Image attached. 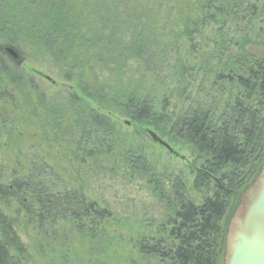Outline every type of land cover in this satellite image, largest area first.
<instances>
[{
  "label": "trees",
  "instance_id": "1",
  "mask_svg": "<svg viewBox=\"0 0 264 264\" xmlns=\"http://www.w3.org/2000/svg\"><path fill=\"white\" fill-rule=\"evenodd\" d=\"M249 12L244 0H0V44L20 47L62 82L61 100L48 102L30 90L31 78L6 64L0 47V140H7L1 146H25L16 136L20 123L39 135L25 153L26 179L15 169L11 181L0 182V264H33L3 211L10 201L38 230L55 226L59 216L79 230L86 225L82 247L68 249L81 264L108 258L114 232L132 234L133 250L154 264L224 262L227 226L264 169V61L233 36ZM121 119L133 135L119 133ZM147 130L196 158L193 186L205 192L199 204L181 181H163L136 143ZM38 145L65 151L78 170L117 184L139 177L166 202L163 221L154 227L128 206L120 215L116 205L85 202L76 191L47 197L36 190L32 168L37 156L42 160Z\"/></svg>",
  "mask_w": 264,
  "mask_h": 264
},
{
  "label": "rangeland",
  "instance_id": "2",
  "mask_svg": "<svg viewBox=\"0 0 264 264\" xmlns=\"http://www.w3.org/2000/svg\"><path fill=\"white\" fill-rule=\"evenodd\" d=\"M244 2L250 7L253 13L249 12L244 16L243 21L237 24L236 29H239V31L233 36L241 40V43H247L244 50L248 54L257 60L264 61V0H244ZM205 37L208 40L211 39L210 36L205 35ZM206 43L208 48H212L211 42L208 41ZM0 47L9 46L0 44ZM13 49L18 55V60L12 59L7 54L4 56L2 54V57L9 67L27 75L28 79H32L30 90L35 87L34 90L36 93H40L48 102H51L52 99L61 100L62 89L57 85L62 82L57 78L56 72L50 68L34 64L28 59L20 47H13ZM45 75L50 77L55 84H51L45 80ZM28 119L34 123L32 117L28 116ZM112 119L115 120L114 118ZM117 123L121 135L130 136L134 134L135 129L127 126L126 119H121ZM19 126L20 128L15 130L16 136L20 140H27V143L24 144L25 146L17 145L18 147L13 146L8 148L7 144L1 146V144L7 142L6 138L4 137V139L1 138L0 140V182L2 184H6V182L12 180L11 173H14L15 169H17V173L14 174H17V178L24 181L27 176L25 173H28L31 168V162L26 158L25 153L26 151H31L29 148L32 143L30 142V138L35 137L38 131L32 127L25 129L24 123H20ZM36 137L39 138V135ZM162 140L169 145L173 151L172 153L158 143L153 142L148 135L144 139L143 137H137L136 143L143 145V150L149 155L154 168L160 173H163V181L165 180L167 183L181 181L192 200L196 204H199L205 197V192H199L201 187L195 189L193 186L195 179L194 172L197 167L196 158L186 146H177L170 143L167 139ZM36 151H38L42 159L40 160L37 156V159H35L36 162L32 165V168L35 169L38 175L36 190L46 192L47 197L59 198L62 194L65 195L68 193L72 197L73 191H76L82 195L85 202L90 199L93 202L102 203L101 199H103L112 205H116L120 215L125 214L128 206V213L136 214L137 219L144 217L151 219L152 226L154 227H156L157 222L163 221V217L166 215L168 209L166 202L157 194H151L147 190L148 186L146 182H141L139 177L135 181L122 179L124 184L129 181L130 183H126L128 185L117 184L118 180L114 181V179L112 180L104 176V174H99L98 172L86 174L78 170L76 168V162L68 163L65 151L40 145L36 146ZM16 161L18 162L17 164L15 163ZM167 177L170 178V181ZM167 183L163 182V184H166L165 187L168 194L171 191V187ZM123 199H127V201L123 203ZM22 201L26 208L30 205L32 206V199L24 198ZM20 205L17 201H10V204H7V207H4L3 211L14 221L15 230L21 243L27 250L28 257L30 259L32 258L33 264L34 262H36L35 264L82 263L73 256L71 257L68 249L70 250L74 246H78V248L82 247L79 246L80 242L83 244L80 239L81 233L83 232L87 235L90 232L89 228H86V225L79 230L74 225L68 224V221H61L62 218L57 216L55 226L48 224L44 225L42 230H38L34 225V221L27 218L26 212H23V208ZM137 226L138 224L133 227V232H137ZM74 229L76 230L75 233ZM123 233L124 235L122 234L120 236L114 232V239L116 241H113V247L109 248L111 251L108 258L102 260L103 262L101 264H154V260L150 258H140L138 256L140 253L137 250L136 252L133 250L134 237L132 234H128L127 232ZM98 235L97 232L95 236L98 237ZM99 247L104 248L100 244ZM41 257H47L46 260L48 261L40 262ZM221 263L223 264V261Z\"/></svg>",
  "mask_w": 264,
  "mask_h": 264
},
{
  "label": "water",
  "instance_id": "3",
  "mask_svg": "<svg viewBox=\"0 0 264 264\" xmlns=\"http://www.w3.org/2000/svg\"><path fill=\"white\" fill-rule=\"evenodd\" d=\"M2 52L14 60L18 55L13 48L3 47ZM45 80L54 81L48 76ZM128 124V123H127ZM151 140L172 153L167 143L152 131ZM223 264H264V169L253 185L242 195L228 226Z\"/></svg>",
  "mask_w": 264,
  "mask_h": 264
},
{
  "label": "bare ground",
  "instance_id": "4",
  "mask_svg": "<svg viewBox=\"0 0 264 264\" xmlns=\"http://www.w3.org/2000/svg\"><path fill=\"white\" fill-rule=\"evenodd\" d=\"M149 131H151V130H147V132H149ZM159 138V137H158ZM159 139H161V138H159ZM162 140V139H161Z\"/></svg>",
  "mask_w": 264,
  "mask_h": 264
}]
</instances>
